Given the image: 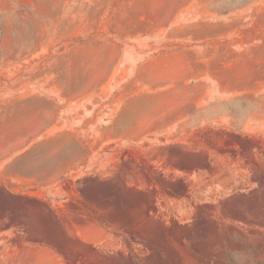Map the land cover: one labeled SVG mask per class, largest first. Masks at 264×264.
I'll list each match as a JSON object with an SVG mask.
<instances>
[{
    "label": "rangeland",
    "instance_id": "1",
    "mask_svg": "<svg viewBox=\"0 0 264 264\" xmlns=\"http://www.w3.org/2000/svg\"><path fill=\"white\" fill-rule=\"evenodd\" d=\"M232 89L264 0H0V264H264L261 119L170 118Z\"/></svg>",
    "mask_w": 264,
    "mask_h": 264
},
{
    "label": "crops",
    "instance_id": "2",
    "mask_svg": "<svg viewBox=\"0 0 264 264\" xmlns=\"http://www.w3.org/2000/svg\"><path fill=\"white\" fill-rule=\"evenodd\" d=\"M249 91V90H247ZM223 94L219 99V101L210 106L208 104H197V105H189V104H180L175 107V111L173 113L177 114L170 118H172L176 122H184L193 128V125L197 121L201 122H215L218 128L222 130H226L231 134L241 133L242 134H252L255 133V130L259 127V119H261V124L264 126V114L261 117L254 111L256 108L251 105L245 106V108H249L248 114L241 115L239 109L241 106H238V97H241V94L238 90H221ZM227 93V94H226ZM138 124L140 121L138 120ZM187 125V126H188ZM185 135L188 134V127L183 128ZM176 135L178 132L175 133Z\"/></svg>",
    "mask_w": 264,
    "mask_h": 264
}]
</instances>
